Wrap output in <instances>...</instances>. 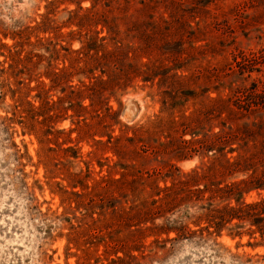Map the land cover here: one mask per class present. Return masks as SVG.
Returning <instances> with one entry per match:
<instances>
[{
	"label": "rangeland",
	"instance_id": "1",
	"mask_svg": "<svg viewBox=\"0 0 264 264\" xmlns=\"http://www.w3.org/2000/svg\"><path fill=\"white\" fill-rule=\"evenodd\" d=\"M1 68L0 264H264L201 201L152 206L220 159L221 100L264 122V0H0Z\"/></svg>",
	"mask_w": 264,
	"mask_h": 264
},
{
	"label": "trees",
	"instance_id": "2",
	"mask_svg": "<svg viewBox=\"0 0 264 264\" xmlns=\"http://www.w3.org/2000/svg\"><path fill=\"white\" fill-rule=\"evenodd\" d=\"M175 23H177V20ZM177 29L174 28V31L169 33H176L177 31L180 33V31L183 32L184 30L182 27L179 30ZM166 36L167 34H161L157 39L158 44L157 46L154 45V48L161 47L165 42L168 43L165 40ZM148 45L153 47V45ZM161 59L165 58H162L161 55ZM4 71L3 68L0 69L1 73ZM249 71L251 70L247 69V72ZM55 76L57 77V75ZM262 103L264 105L263 101ZM252 104L256 105V102ZM252 104L250 102L247 110L250 109ZM219 108L221 113H227L225 120L222 122V128L215 137V141L218 139V142L222 144L217 149V152H220V159H215L216 161L211 163L205 174L202 173L200 175L197 172H191L192 174H188L186 180L181 181L179 185L175 184L171 189L167 190L158 189L154 194L161 195L163 193V197L158 200H152V206H156L157 212L164 208L166 211H170L171 206L181 202L188 204L192 200L201 201L204 203V205L200 206L202 215L205 217L204 220L207 222V227L213 229L212 233L220 234L221 231L227 230L229 234L233 232L239 234V228L247 226L250 234L259 233L264 243V122L257 126L260 131L258 132L257 130V133L250 131L244 125L234 127L229 122L235 116L229 106V100H221ZM214 144L213 142V146ZM228 153H233V157H227ZM218 169L221 170L220 175L225 176V180L231 183L217 186L211 181L212 189L209 190L211 195L206 199L201 195L204 192L202 188L200 190L197 189L195 193L189 191L191 184L197 183L199 179L207 180L209 176L214 177L215 174L212 175V173L217 172ZM80 183L81 179L75 180L71 185L74 187L78 184L81 185ZM206 187L208 188V185ZM251 191H256L258 198L254 201L246 202L244 195ZM69 195L76 196L78 199L80 197L77 196L79 194L76 192H71ZM95 196L96 194L93 195V199H90L91 203L94 201ZM74 201L79 202V200ZM161 203L164 206L160 209ZM144 204L147 203L142 200L138 207H143ZM148 205L150 204L148 203ZM212 233L208 232L209 235Z\"/></svg>",
	"mask_w": 264,
	"mask_h": 264
}]
</instances>
